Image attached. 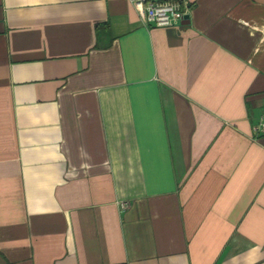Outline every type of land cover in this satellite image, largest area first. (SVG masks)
Masks as SVG:
<instances>
[{
	"label": "crops",
	"instance_id": "1",
	"mask_svg": "<svg viewBox=\"0 0 264 264\" xmlns=\"http://www.w3.org/2000/svg\"><path fill=\"white\" fill-rule=\"evenodd\" d=\"M186 2L0 0V264H264V0Z\"/></svg>",
	"mask_w": 264,
	"mask_h": 264
},
{
	"label": "built area",
	"instance_id": "2",
	"mask_svg": "<svg viewBox=\"0 0 264 264\" xmlns=\"http://www.w3.org/2000/svg\"><path fill=\"white\" fill-rule=\"evenodd\" d=\"M144 23L155 26H170L183 18L188 9L186 0H131ZM255 136L264 135V109L260 120L253 128ZM129 201L121 202L126 209Z\"/></svg>",
	"mask_w": 264,
	"mask_h": 264
},
{
	"label": "water",
	"instance_id": "3",
	"mask_svg": "<svg viewBox=\"0 0 264 264\" xmlns=\"http://www.w3.org/2000/svg\"><path fill=\"white\" fill-rule=\"evenodd\" d=\"M185 17H188V15H185Z\"/></svg>",
	"mask_w": 264,
	"mask_h": 264
}]
</instances>
